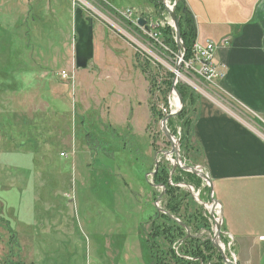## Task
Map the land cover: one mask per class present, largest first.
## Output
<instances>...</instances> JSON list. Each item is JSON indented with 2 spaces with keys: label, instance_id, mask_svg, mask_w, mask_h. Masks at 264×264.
I'll list each match as a JSON object with an SVG mask.
<instances>
[{
  "label": "rangeland",
  "instance_id": "374dc122",
  "mask_svg": "<svg viewBox=\"0 0 264 264\" xmlns=\"http://www.w3.org/2000/svg\"><path fill=\"white\" fill-rule=\"evenodd\" d=\"M161 6L152 0H0V264H151L146 232L168 210L163 187L153 183L156 171L150 172L155 159L172 167L174 153L166 154L171 144L161 130L163 117L149 106L162 112L166 98L173 103L166 84L179 48L161 47L143 33L146 21L134 24L120 12L131 8L134 16L165 24ZM76 7L93 20L94 55L84 69L74 60ZM135 53L152 78V93ZM181 65L177 81L195 84L198 76ZM61 71L68 76L61 78ZM179 125L166 122L178 139ZM186 152L179 147V155ZM187 158L181 165L196 161ZM197 178L196 187L175 184L185 194L177 191L171 202L180 206L174 220L200 209L205 217L201 201L211 190ZM205 219L195 234L214 247V227ZM220 231L218 243L229 256L222 223ZM204 264H217L212 252Z\"/></svg>",
  "mask_w": 264,
  "mask_h": 264
},
{
  "label": "crops",
  "instance_id": "0c3cea01",
  "mask_svg": "<svg viewBox=\"0 0 264 264\" xmlns=\"http://www.w3.org/2000/svg\"><path fill=\"white\" fill-rule=\"evenodd\" d=\"M184 2L196 39L213 41L224 66L214 82L195 77L184 157L208 175L236 264H264V0Z\"/></svg>",
  "mask_w": 264,
  "mask_h": 264
},
{
  "label": "trees",
  "instance_id": "16d2710c",
  "mask_svg": "<svg viewBox=\"0 0 264 264\" xmlns=\"http://www.w3.org/2000/svg\"><path fill=\"white\" fill-rule=\"evenodd\" d=\"M153 4L155 7L158 6L156 2ZM174 11L178 20L180 37L186 50L184 59H187L190 55L191 45L196 39L194 19L191 12L185 5L184 0L176 1ZM160 34L162 42L165 46L169 47V49H177L174 39L175 33L171 26L166 25L161 28ZM135 62L140 70L146 75L147 80H149V86H151L149 88V92L152 93V78L147 76L148 70L140 63V58L137 53H135ZM168 76L171 78V80L173 79V74L171 72L168 73ZM170 78L166 84V89L168 91L172 84ZM176 89L182 97L183 107L176 118H169L167 121L168 124L172 125H174L175 122L180 123L182 135L179 138V147L181 151L182 149L186 151L188 144L187 138H184V136L187 137L190 131V117L193 109L192 104L195 100L194 91L181 82L176 83ZM164 104L167 105V98L165 99ZM150 110L152 114H155L158 117H163V114L160 111H155V108L152 104L150 105ZM171 132L175 134L173 130H171ZM182 157L185 159L183 155ZM171 169L172 167L170 164H168V162L160 163L152 179L154 184L162 186L165 191L164 195L166 197L165 202H167L166 207L168 214H177L178 216H181L178 214L180 206L172 203L175 202V193L177 191L184 194L185 192L180 186L175 184L181 182H190L192 184L194 183L196 187L199 186L201 181L193 173L184 171L178 167H176L174 170V176H169ZM168 214L161 213L160 218L162 221L155 226L153 221L149 223L150 230L146 232V243L150 253L151 264H199L200 262L204 264L208 255H210V252L215 255L217 264H220V256L217 255L210 241L207 239H202L195 234V232H197L200 228L207 226V221L203 216L201 209L200 212L194 211L192 213L184 214L182 216L183 218H181L179 221L180 223L178 221L176 222ZM182 224L186 225L189 228V231L191 229L189 235L185 231V228ZM175 244H179L178 252L173 248Z\"/></svg>",
  "mask_w": 264,
  "mask_h": 264
},
{
  "label": "built area",
  "instance_id": "2783aa9c",
  "mask_svg": "<svg viewBox=\"0 0 264 264\" xmlns=\"http://www.w3.org/2000/svg\"><path fill=\"white\" fill-rule=\"evenodd\" d=\"M176 1L178 0H163V3L169 9H171L172 7H174ZM120 15L126 20L133 22L134 24H137V20L139 19V17L134 16V12L131 8L124 9L123 11L120 12ZM164 15L166 16L165 17L166 20H168L167 23L164 24V22L158 21V20H156L155 22H152V21L145 19L146 26L143 29V33L147 36V38L149 37L150 40L157 42L158 44L161 45V47H163L164 43L160 41L161 39L160 29L166 25L172 26L171 20L169 18V14L165 13ZM174 39H175V35H174ZM214 52H215V44L213 41L211 40L199 41L195 39L191 45L190 55L187 59H184V56L182 55V49L179 50L178 62L182 63L181 65L182 69L188 70L189 75H192L194 77L198 76L206 82H214L215 80L221 78L224 74V66L219 65L215 61ZM179 71H180V68H179ZM179 71L177 72V77L180 76ZM175 72H176L175 70L171 72L173 76ZM59 76L64 79L68 76V73L66 71H61L59 72ZM190 83L191 84H185V85L189 87L190 89L192 88L195 89L196 85L194 84V82H190ZM171 94L172 96L175 95L172 89H171ZM173 103L170 99H168L167 105L166 106L162 105L160 107L163 117L173 112L176 109L177 105ZM260 120L264 123V118H260ZM210 190H211L210 191L211 196L209 194L208 199L201 201V202H204L203 203L205 207L204 215L208 220L210 228H212L213 230V227L215 228V221L222 220V216H221L220 204L214 198L213 190L211 188ZM195 195L198 196L199 192L197 191ZM227 236L229 237V243H228V253H229L228 255L229 256L228 257L236 263L235 257L231 249L233 245V239L230 235L227 234Z\"/></svg>",
  "mask_w": 264,
  "mask_h": 264
},
{
  "label": "water",
  "instance_id": "95a60500",
  "mask_svg": "<svg viewBox=\"0 0 264 264\" xmlns=\"http://www.w3.org/2000/svg\"><path fill=\"white\" fill-rule=\"evenodd\" d=\"M160 2L162 3V6L164 7V9L169 14V17L172 21V28H173L174 33H175L176 46L179 48V50L182 49V55L184 56L186 50H185L184 44H183L181 37H180L179 25H178V20H177L175 11H174V7L169 9L163 3V0H160ZM138 24L144 25L145 20L143 18H139ZM73 29H74V33L76 34V41L74 43L75 66H76V68L84 69L87 67L88 62L93 58V55H94L93 20L91 17H85L83 15V11L80 7H76L74 9ZM175 71L176 72L174 73V76H173L171 89L174 92V94L177 96L178 106H176V109L173 112L169 113L168 115L164 116L161 119V130L165 134L167 140L171 144V150L169 152H166V154L174 153V162L172 163L171 172H173L176 167L181 168L184 171H187V172L193 173L197 176H200L204 181H206L208 183V186L211 188V183L209 181L208 175L206 174V172L203 170V168L200 165H191V164H184V163L181 165L182 156L179 155V139L174 137V135L166 127L167 120L169 118L176 117L179 114V112L182 110V107H183L182 97L176 89L177 72L179 71V63H177V65L175 67ZM167 160L169 161V159H167ZM155 163H156L155 169L153 171H151L150 174H153L156 171V168L158 167L157 166V163H158L157 159H155ZM151 185H153V183H151ZM156 201L158 202L159 199ZM163 212H165V211H163ZM168 215L171 218H173V216H171L170 214H168ZM175 220L178 221L177 219H175ZM221 223H222V220L215 221L214 247L221 254V256L225 260L226 264H236L233 260H231L223 252L222 246L218 243V236H219V233L221 232L220 231V224Z\"/></svg>",
  "mask_w": 264,
  "mask_h": 264
},
{
  "label": "bare ground",
  "instance_id": "6f19581e",
  "mask_svg": "<svg viewBox=\"0 0 264 264\" xmlns=\"http://www.w3.org/2000/svg\"><path fill=\"white\" fill-rule=\"evenodd\" d=\"M173 97H174V98H173V99H174V104L178 106V100H177V96H176V95H174Z\"/></svg>",
  "mask_w": 264,
  "mask_h": 264
}]
</instances>
